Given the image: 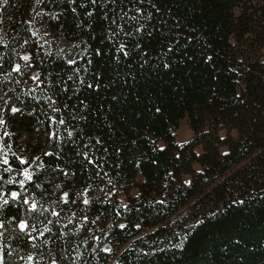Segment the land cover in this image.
Here are the masks:
<instances>
[{
    "label": "trees",
    "instance_id": "obj_1",
    "mask_svg": "<svg viewBox=\"0 0 264 264\" xmlns=\"http://www.w3.org/2000/svg\"><path fill=\"white\" fill-rule=\"evenodd\" d=\"M0 119L8 264H264V0H8Z\"/></svg>",
    "mask_w": 264,
    "mask_h": 264
},
{
    "label": "snow or ice",
    "instance_id": "obj_2",
    "mask_svg": "<svg viewBox=\"0 0 264 264\" xmlns=\"http://www.w3.org/2000/svg\"><path fill=\"white\" fill-rule=\"evenodd\" d=\"M38 2H39V0H38ZM7 3H8V0H0V10H2L3 6L6 5ZM121 50H123V49H121ZM125 55H127L126 52H125ZM29 59H30V57L27 56V55H25L23 57L24 61H28ZM20 70H21V66L19 64H17L15 69H14V71L19 72ZM33 79H38V77H33ZM11 110H12V112L19 111V109H17V108H12ZM3 123H4L3 119H0V124H3ZM60 123H64V121H60ZM3 163L7 164L8 163L7 159H4ZM21 163H25V161H21ZM23 175H24L25 179L28 180V181H31L33 179L32 174L27 169H25V171L23 172ZM21 183L23 184V181H21ZM11 195H12L13 199H16L18 196H20V194L17 193V192H13ZM68 196H69V194L65 193L64 194V199L67 200ZM7 203H8L7 200H3V204H7ZM23 203L24 204H29L30 201L29 200H24ZM84 203L88 204L89 201L88 200H84ZM37 206H38L37 203L31 202L32 209H36ZM53 215H57L58 216L59 213L53 212ZM0 227H3V225L0 224ZM18 227H19V229L21 231H25V230H27L30 227V225L28 223H26V222H21L18 225ZM121 227H124V226L121 225ZM45 231H48V229L46 228ZM40 235H43V232H41ZM33 239H35V237H33ZM105 251H110V249H105ZM6 256H7V253L2 248H0V264H8ZM32 261H33V257L32 256H28L27 257V264H32ZM52 264H57V261L55 259H53L52 260Z\"/></svg>",
    "mask_w": 264,
    "mask_h": 264
},
{
    "label": "rangeland",
    "instance_id": "obj_3",
    "mask_svg": "<svg viewBox=\"0 0 264 264\" xmlns=\"http://www.w3.org/2000/svg\"><path fill=\"white\" fill-rule=\"evenodd\" d=\"M25 55H26L25 52L20 54V61L19 62H24L23 57ZM19 62H16L14 64V67H16V65L19 64ZM30 75L33 78V77H35L36 72L33 70V71H31ZM220 134H223V131H220ZM191 137H192V131L189 128L187 117H184V118H182L180 120L179 127L175 131L174 140L177 143H183V142H186L187 140H189ZM157 145L162 146L163 142L162 141H158ZM195 151L198 152L199 148H196ZM193 167H194V169H199V166L197 164H193ZM185 179H187V177H185ZM134 193H135V190H131L130 191V194H134ZM118 198H119L120 201H124L123 195H119Z\"/></svg>",
    "mask_w": 264,
    "mask_h": 264
}]
</instances>
